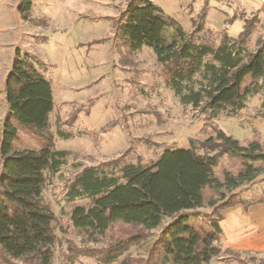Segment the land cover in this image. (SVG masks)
<instances>
[{"label": "trees", "instance_id": "trees-1", "mask_svg": "<svg viewBox=\"0 0 264 264\" xmlns=\"http://www.w3.org/2000/svg\"><path fill=\"white\" fill-rule=\"evenodd\" d=\"M31 0H20L18 12L26 19ZM205 8L191 17L192 30L186 32L151 0H127L116 23V33L130 52L151 49L160 65V76L183 106L200 109L209 118L235 117L246 100L264 83V39L250 48L259 20L244 19L236 38L226 29L214 32L205 27ZM233 22L226 21L227 25ZM219 36L213 44L199 35ZM43 64L16 49L4 81V116L0 139V264H51L55 235L54 214L44 203L46 177L60 171L70 153L53 148L49 115L54 102L50 81L36 67ZM261 80L260 86L256 85ZM19 127L39 140V150H18ZM59 137L68 139L60 129ZM238 163L234 174L215 171L222 158ZM259 164V165H257ZM264 165V144L254 138L246 146L239 140L214 130V137L187 147L166 149L150 164L112 161L84 167L66 189V200L88 197L90 206H75L72 226L90 242L116 225L127 227L124 234L101 246L69 244V256L93 259L101 264L118 261L130 248L141 246L146 257L127 255L121 264H211L221 255V211L241 200L222 196L207 220L194 212L205 202V192L232 191L254 181ZM234 197V196H232ZM215 215V218L213 217ZM170 221L150 243L152 230ZM240 264L241 253L224 249ZM253 264L255 260L249 258ZM257 264H264L259 260Z\"/></svg>", "mask_w": 264, "mask_h": 264}, {"label": "rangeland", "instance_id": "rangeland-1", "mask_svg": "<svg viewBox=\"0 0 264 264\" xmlns=\"http://www.w3.org/2000/svg\"><path fill=\"white\" fill-rule=\"evenodd\" d=\"M20 0H0V139L7 105L4 100V81L10 70L16 49L32 55L43 65L35 63L39 72L52 87L53 110L49 115V132L53 148L70 153L66 163L55 175L46 177L42 198L54 214L55 235L51 264H101L93 259L69 256V242L75 246H101L121 237L120 225L113 227L97 242L77 231L70 215L77 205L88 207L90 199L83 197L73 203L66 200V189L74 176L84 167L100 166L112 161L150 164L166 149L195 145L214 137V130L240 141L244 146L257 138L264 144V83L256 81L260 91L246 100V107L238 116L220 115L209 118L200 109L183 106L164 84L151 49L142 47L130 52L116 33V23L126 8L127 0H31V9L24 19L18 12ZM264 39V20L253 30L250 48L255 39ZM215 34L199 35L201 41L219 42ZM60 129L68 139L59 137ZM18 150H39V140L21 127L18 129ZM259 165V164H257ZM234 174L237 162L222 158L215 171L221 169ZM254 181L232 191L205 192V202L194 212L207 220L212 208L218 207L222 196L249 201L254 184L264 182V165ZM234 196V197H232ZM263 194L255 193L254 197ZM215 218V215L213 216ZM152 230L150 243L169 223ZM211 264H240L231 254L223 252ZM145 258L144 248L136 246L111 264H121L125 256ZM246 264L249 258L264 261V254L242 252Z\"/></svg>", "mask_w": 264, "mask_h": 264}, {"label": "crops", "instance_id": "crops-1", "mask_svg": "<svg viewBox=\"0 0 264 264\" xmlns=\"http://www.w3.org/2000/svg\"><path fill=\"white\" fill-rule=\"evenodd\" d=\"M173 18L186 32L193 28L191 17L205 8V27L214 32L226 29L227 35L236 38L244 19L256 17L264 20V0H151ZM228 19L233 22L226 24ZM249 201L221 211L219 226L222 248L235 252L264 254V182L254 184ZM255 193L263 194L254 197Z\"/></svg>", "mask_w": 264, "mask_h": 264}]
</instances>
